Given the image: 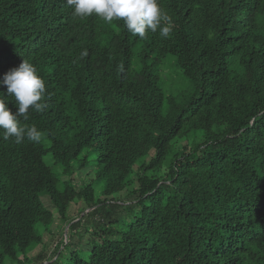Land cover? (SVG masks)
<instances>
[{"label":"trees","instance_id":"1","mask_svg":"<svg viewBox=\"0 0 264 264\" xmlns=\"http://www.w3.org/2000/svg\"><path fill=\"white\" fill-rule=\"evenodd\" d=\"M159 4L167 39L66 0H0V78L27 60L46 84L45 110L21 118L41 142L0 135V264H264V0ZM165 60L181 96L164 94ZM53 213L52 255L30 257Z\"/></svg>","mask_w":264,"mask_h":264},{"label":"clouds","instance_id":"2","mask_svg":"<svg viewBox=\"0 0 264 264\" xmlns=\"http://www.w3.org/2000/svg\"><path fill=\"white\" fill-rule=\"evenodd\" d=\"M72 7L75 19L95 16L111 24L123 20L124 26L133 37L146 38L149 32L162 38L172 34V17L160 6L159 0H66ZM88 56L87 49L80 52L79 59ZM0 87H6V95L14 98L16 112L13 113L4 97H0V135L7 141L14 138L17 144L26 137L29 141L40 143L44 132L35 125L22 126L30 119V109L36 113L45 110L46 84L36 67L23 60L18 67L10 69L0 78Z\"/></svg>","mask_w":264,"mask_h":264},{"label":"rangeland","instance_id":"3","mask_svg":"<svg viewBox=\"0 0 264 264\" xmlns=\"http://www.w3.org/2000/svg\"><path fill=\"white\" fill-rule=\"evenodd\" d=\"M163 68V74H160V80L162 83V89L164 91L165 95H171L174 97L181 96L180 93L182 92H187L189 91V86L185 82V80L181 77L179 74L178 70L174 67L168 64V60L164 61V64L162 65ZM184 142L181 141V144ZM152 152L150 151L148 155L145 157V161H149V159L152 157ZM49 162V160H48ZM92 172L89 170H82L81 172H78L74 174L72 179H74L75 184H79V180H83L85 182H88L92 185L94 189V195L95 197H100L101 195V187L102 185L98 182V180L95 179L94 174L91 175ZM65 178H63L64 180ZM125 191L121 192L118 194L120 199H125ZM42 203L45 206V208L49 209L50 211L52 210V207L47 200L46 197H41ZM84 209V204L80 201H74L73 203L70 204L69 208L67 209V217L68 219H74L80 216L81 211ZM55 220L54 223L51 225V234H48L47 232L43 231L42 233V242L43 245L41 248L37 247L32 251L29 256H33L36 253H41L43 252L47 256L52 255V250L54 249L55 245L57 244V240L60 237V230L62 231L63 225L60 224L57 214L53 213ZM38 232L41 233L42 229L40 227L37 228ZM74 242L76 241V237L72 239ZM82 249L86 250L87 249V243L86 241L82 243ZM51 252V253H50Z\"/></svg>","mask_w":264,"mask_h":264}]
</instances>
